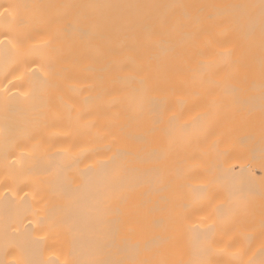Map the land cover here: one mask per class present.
<instances>
[{"label":"bare ground","instance_id":"obj_1","mask_svg":"<svg viewBox=\"0 0 264 264\" xmlns=\"http://www.w3.org/2000/svg\"><path fill=\"white\" fill-rule=\"evenodd\" d=\"M0 264H264V0H0Z\"/></svg>","mask_w":264,"mask_h":264}]
</instances>
